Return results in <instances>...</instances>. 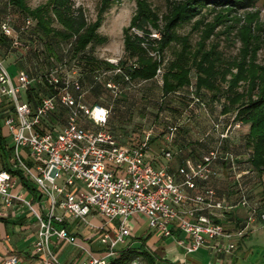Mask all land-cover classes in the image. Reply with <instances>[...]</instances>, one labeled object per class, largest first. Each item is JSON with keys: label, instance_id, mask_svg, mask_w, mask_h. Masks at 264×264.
Returning a JSON list of instances; mask_svg holds the SVG:
<instances>
[{"label": "built area", "instance_id": "1", "mask_svg": "<svg viewBox=\"0 0 264 264\" xmlns=\"http://www.w3.org/2000/svg\"><path fill=\"white\" fill-rule=\"evenodd\" d=\"M10 18L0 23V34L8 39L9 51H25L27 46L21 41V33L31 25L30 20L18 31L11 25ZM118 70H115L117 73ZM158 72L156 74L158 75ZM48 83L58 91L50 96H40L33 106L22 99L37 78H30L22 69L12 78L4 65L0 53V104L5 103L10 110L2 116L3 126L12 142L14 168L19 170L38 190L48 203L46 212L41 215L35 206L21 193L13 192L16 183L11 173L0 170V205L4 210L0 216H6L13 203L24 206L38 224L36 238L32 244L34 264H62L55 256L52 242H65L77 247L84 253V259L78 264H109V259L117 255L116 246L122 245L128 238V218L141 214L149 229L162 237L177 230L188 238L183 245L185 253H191L205 241L223 239L227 241L221 249L228 253L234 249L233 239H240L243 228L229 232L214 220V213L229 212L234 207L246 210V221L256 215V201L249 199L247 190L241 183V175L234 172L233 183L236 189V201L232 204L225 199H217L209 185L214 174V165L220 160L219 142L209 148L195 162L183 160L175 172H168L167 163L175 153L169 149L176 125L166 128L161 135V147L158 156L164 165L156 167L154 156L149 151V139L154 138L151 129L143 132L142 139L134 147L119 145L114 136L105 130L110 109L101 105H85L80 101L82 88L78 80L60 79L57 70L48 75ZM112 95L116 86L106 84ZM73 90L76 97L70 93ZM196 99L194 100V102ZM58 106L67 110L64 124L47 130V122ZM87 122L92 130L84 129L81 124ZM58 126V127H57ZM238 124L232 128H237ZM217 139L226 138V130L217 132ZM25 149L32 164H26L20 158V150ZM224 160L232 161L226 153ZM59 180L61 183L59 184ZM62 209L79 220L85 227L100 232L99 243L106 250L97 257L84 247L75 244L67 231L56 223H62L55 215V208ZM94 210L104 219V225L91 226L87 217ZM258 217L264 221V210ZM115 221L112 232L106 226ZM178 245H182L180 241ZM17 254L9 252L0 257V264H19ZM128 264H136L131 261Z\"/></svg>", "mask_w": 264, "mask_h": 264}, {"label": "trees", "instance_id": "2", "mask_svg": "<svg viewBox=\"0 0 264 264\" xmlns=\"http://www.w3.org/2000/svg\"><path fill=\"white\" fill-rule=\"evenodd\" d=\"M114 1L119 0H99L96 19L89 21L85 11L81 7H76L73 0H46L34 8L29 7L26 0H3L0 4L2 15L0 23L10 18V25L19 31L26 20L31 21V25L21 33L20 39L28 48L21 52L23 55L28 53L32 59L33 72H25L30 78H38L40 82L27 89L22 99L25 97L24 100L35 106L40 96H50L57 92L60 84L57 85L58 88L49 85L47 82L49 73L57 70L60 81L69 78L62 77L61 74L69 66L68 60L79 55L80 59L77 60L84 70L81 79L78 80L82 92L83 86L88 85V93L95 99L89 106L100 105L96 100L104 96L106 103L101 106L110 109L105 130L114 136L116 142L124 147L136 146L143 133L136 139L134 137L136 134H132L135 133L132 132V128L125 130L128 129L126 125L131 121L130 116L143 118L149 109L152 124L146 130L155 131L157 136L154 137L160 141L167 127L180 121L184 122L181 126L176 125L169 147L170 151L175 153L174 157L181 163L185 158L193 161L190 156H196L200 149L212 148L209 142L203 139L205 129L199 132L196 140H192L190 136L191 127L198 119L197 112L201 113L203 110L198 100L219 104L220 98L223 97L220 114L226 115L225 123L231 119V124L239 123L246 127L245 135L239 138L241 149L238 150L245 152L247 158L244 160L234 158L240 152H234L232 156L227 140L217 139L214 141V144L219 142L220 160L217 163L222 165L225 172L228 169L230 177L234 172L246 171L247 174L241 175L243 186L244 177L253 174L256 177L261 176L264 173V66L250 78L251 82L248 81L244 92L235 91L239 70L227 82L226 89L220 91L219 82L215 80L217 78L215 66L210 61L213 52H203L202 43H198L197 49L191 51L188 42L177 34L178 28L190 25L201 15V9L205 7L220 10L218 15L222 14L221 11L230 14L237 9L251 7L256 0H166L162 13L153 9L150 0H136L133 14L127 25L121 29L122 59L112 65L87 52L90 49L89 45L104 43V38L97 35V30L101 26L104 14L111 9ZM9 12L13 13L12 18L8 16ZM196 22L194 20L193 23ZM152 34L155 36L152 37ZM167 49H173V57L163 64V52ZM2 52H9V44L8 39L0 34V53ZM101 68L104 70L99 74ZM160 69H163V72L157 88L156 72ZM115 70L118 72L115 73ZM191 70H194L195 80L193 98H190L193 94L189 91ZM33 74L36 76L32 77ZM108 82L116 86L114 96L106 88ZM70 93L76 97L73 90H70ZM5 106L0 105V112ZM59 107L60 114L57 112ZM66 112L65 108L58 106L49 122L54 124L65 120ZM201 115L202 113L198 114ZM2 116L0 114L1 118ZM214 124L218 125L217 122ZM81 126L86 130L93 129L92 127L90 129V125L85 121ZM152 139H149V144ZM4 141L0 128V156L3 159V169L21 176L19 171L12 170L4 163L12 152V147L5 148ZM226 153L231 154V162L221 159ZM21 182L34 195L38 192L36 187L22 177ZM134 254V251L126 249L110 261V264H128L135 258Z\"/></svg>", "mask_w": 264, "mask_h": 264}, {"label": "crops", "instance_id": "3", "mask_svg": "<svg viewBox=\"0 0 264 264\" xmlns=\"http://www.w3.org/2000/svg\"><path fill=\"white\" fill-rule=\"evenodd\" d=\"M15 65L18 66L17 63ZM18 68L22 69L20 64ZM23 99H25V97ZM0 105L6 104L3 102ZM7 110H10L8 105L4 108L2 107L0 114H4ZM49 127L52 128L55 126H52L48 121L47 127L44 128L48 130ZM240 131H242L240 132V136L245 135L246 127L241 125ZM2 136L5 139V148L8 149L12 147V142L8 136V132L4 133L2 131ZM207 139L208 137L206 140ZM228 143L232 153L241 152L239 139L237 142ZM238 148L240 149L238 150ZM207 150V148L200 149V151L198 150L196 156H190L194 159L193 161L190 158H185V160L195 162ZM21 151L26 154L27 158L21 157V155L20 158L23 161L25 160L26 162H24L28 165L32 164L31 159L28 157V152L23 149L20 150L19 154H21ZM149 151L155 159L156 157H159L154 148H150ZM241 156L244 157L242 160L247 158V154L245 152L237 154L234 158L239 159ZM155 159L152 163L158 167L159 165L155 164ZM2 160L3 159L0 156V170L3 169ZM172 160L176 162V166L168 167V172L170 173H174L177 165H179V159H177V157H174ZM4 163H6L12 170L19 171L14 168L15 161L13 159L12 152L9 157L6 158ZM213 172L214 174L209 180V185L214 190L215 197L217 199H225L233 204L237 197L233 177H230L228 169H226L225 172L222 165L217 162L214 165ZM19 173L21 176L13 175L11 173L16 183L13 192L21 193L35 206L36 210L43 215L47 210L46 208L48 207V203L44 201L45 199L41 197L38 192L34 195L27 190L21 182V177H24L20 171ZM26 181L32 184L29 180ZM243 181L248 195L256 201V215L247 222L246 210L239 207H234L229 212L214 213V220L217 221L224 230L233 232L234 230L243 228V236L240 239H233L235 247L230 252L225 253L221 249L227 244V241L218 239L215 241H205L203 245L194 252L185 253L183 245H187L189 241L185 235L181 234L177 230H171L169 236L162 237L158 235L157 232L147 227L146 219L143 215L133 214L129 217L130 219L128 218L127 222L129 230L128 238L124 240L122 245L116 246L117 255L112 258V260L115 259L119 253L129 249L135 252V258L133 261L136 262L139 260L142 264H264V221H261L258 217V214L264 210V173L259 177H256L254 174L250 175V177H244ZM58 183L60 184L61 180H59ZM2 210L4 209L0 205V211ZM54 213L63 220L62 223H56L54 226L64 228L74 239L76 245L84 247L86 250H91V246H93L94 241L99 242V231L85 227L77 218L65 213L58 207L55 208ZM98 216L99 215L92 209L87 217L88 223L91 226L97 227L104 225V219ZM116 224L117 223L115 222L113 225L112 223L105 225L106 231L109 233L112 232L115 229ZM27 226H37L36 220L30 215V212L19 203H13V205L6 210V216H0V257L9 252H13L19 256V264H34L35 257L32 254V244L36 238V234L32 236L33 233L30 232L31 229H27ZM11 235H16V240L14 242H12L13 239L9 238ZM27 239L28 241H26ZM178 241H180L182 245H178ZM52 244L55 256L62 264H78L84 259V253L73 245L62 241L52 242ZM91 253L99 257L103 255L104 251L98 250ZM110 260L111 259H109V264Z\"/></svg>", "mask_w": 264, "mask_h": 264}, {"label": "rangeland", "instance_id": "4", "mask_svg": "<svg viewBox=\"0 0 264 264\" xmlns=\"http://www.w3.org/2000/svg\"><path fill=\"white\" fill-rule=\"evenodd\" d=\"M45 1L46 0H26V3L29 7L34 8ZM73 1L76 7H81L85 11L89 21H94L96 19V7L98 6L99 0ZM135 1L136 0H119L113 2L111 9L104 14V19L102 20L101 26L97 30V35L104 38V43L89 45L88 48L90 49L87 53L99 60L109 62L112 65H115L119 59H122L121 29L127 25L129 18L133 14ZM165 1L166 0H150L153 9L158 13H162L164 11ZM2 3L3 0H0V4ZM210 8L211 7H205L201 9V15L197 17V19H194L197 22L193 23V20L190 25H185L181 28H178L177 34L188 42L191 51L197 49L198 43H202L203 52H213L210 56V61L215 66L214 69L217 73V78L215 80H218L219 82L218 87L220 91H224L226 89L227 82L232 76L236 75L239 70L240 74L235 84V91L238 93L244 92L250 78L259 72L258 69L260 67L264 66V0H256L251 5V7L237 9L234 13L230 14H225L224 11H221L222 14L218 15L217 13L220 10H212ZM1 16L2 15H0V17ZM8 16L12 18L14 15L12 12H9ZM151 36L154 37L155 34H152ZM43 45L44 44L42 43V46ZM172 50L167 49L163 52V64H165V61L172 59ZM27 54L28 53L23 55L21 51L2 52L1 56L4 60V65L12 78L16 77L17 71L21 69L18 68L19 64L24 71H31V73L33 72V67H31L32 59ZM78 58L80 59V56L76 55L74 58L71 57V59L68 60L69 66L66 67L62 72V77H69V79L72 80L81 79V73H83L84 70L82 69V64L78 63ZM16 63L18 66L15 65ZM42 69H44V67ZM87 69L86 71H88ZM103 70L104 69L101 68L98 73L100 74V72H103ZM44 71L45 70H43V72ZM162 72L163 69H160L156 78L157 88L160 85V76L162 75ZM193 73L194 70L189 72V91H192L193 94V96L191 95L190 98L195 96L193 93L195 85ZM35 76V74L32 75V77ZM220 80L224 81L221 82ZM83 88L84 92L82 93L80 101L85 105H91L95 99L88 93L89 86L85 85ZM24 94L25 92H23L22 95ZM198 101L201 102L202 107L200 108L203 110L200 111L202 113L201 116H198V114L201 113L197 112L196 118L198 119L194 123V126L191 127L190 136L192 140H196V138L199 137V132L205 129L206 133L204 134L203 139L206 140L208 137L207 142H209V146H215L214 141L217 140L218 137L217 133H215L211 127L212 124L217 122V132L220 133L224 132L225 130L227 131L225 138L227 143H233L235 141L237 142L241 137V125L239 123L231 124V119H228V122L225 123L224 120L227 118L226 115L223 116L220 114V110L223 105V97L220 98L219 104H210L201 100ZM96 102L100 105L106 103L104 96H100ZM60 111L61 110L59 107L57 112L60 114ZM130 117L131 121H129V123L126 125L128 129L125 130L132 128V132H135L132 134H136L137 136L134 135V137L139 139L141 134L152 124V115L149 113L148 109L143 118H138L137 116L133 115ZM63 121H59L60 123H51V125L62 126L64 124ZM183 123L184 122L180 121L176 125L181 126ZM235 124H238V129L232 128ZM89 127L91 129L92 126ZM0 128L4 133L7 132L3 126V119L1 117ZM154 134L156 135V132ZM160 147L161 141L159 138L154 137L149 144V149L154 148L157 151L156 154H158V149ZM20 155L21 157L27 158L26 154L22 151ZM232 156H234L233 153ZM243 158L244 157L241 156L240 160ZM155 164L161 166L164 165V161L160 157H156ZM167 166L175 167L176 162L171 160L167 163ZM249 199L254 200L251 196H249ZM113 224H115V221H112V225ZM36 225L37 226H27V229H31L30 232L33 233L32 236L37 234V222ZM15 237L16 235L9 236L10 239H13L12 242L16 240ZM26 241H28V239ZM88 250L91 252L98 250L105 251L106 248L98 241H94L93 246H91V250ZM110 261H112V258ZM136 264L142 263H140L138 260L136 261Z\"/></svg>", "mask_w": 264, "mask_h": 264}]
</instances>
